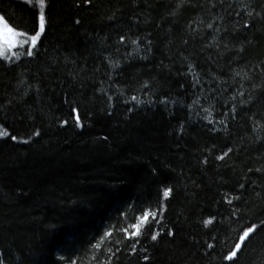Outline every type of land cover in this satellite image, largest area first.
I'll return each mask as SVG.
<instances>
[{
    "label": "trees",
    "instance_id": "1",
    "mask_svg": "<svg viewBox=\"0 0 264 264\" xmlns=\"http://www.w3.org/2000/svg\"><path fill=\"white\" fill-rule=\"evenodd\" d=\"M212 2L45 0L0 57V264H264V0Z\"/></svg>",
    "mask_w": 264,
    "mask_h": 264
},
{
    "label": "snow or ice",
    "instance_id": "2",
    "mask_svg": "<svg viewBox=\"0 0 264 264\" xmlns=\"http://www.w3.org/2000/svg\"><path fill=\"white\" fill-rule=\"evenodd\" d=\"M85 2L90 4L91 0H85ZM185 2L191 3V0H179V3L177 4V8L182 7ZM25 3L31 4L32 0H25ZM219 3L223 4L224 0H219ZM38 4H39V9H40L39 14H38V26H37V28H35L33 30L32 33H29L25 30H19L18 25L10 24L6 20V18H5L6 14H0V56H4L6 52H10L12 56L17 57V53L15 51L16 49H25L26 55L28 57L33 56V50L36 49L38 42L41 41V37L46 31V17H45V12H44L45 0H38ZM215 6H216V2H215V0H213V2L211 3V7H215ZM248 14L252 15L251 12H249ZM257 15H260V14L257 13ZM110 19H111V17H110ZM220 19H222V17ZM262 19H264V17H262ZM214 22L215 21H213V23ZM76 23H79V21H76ZM213 23H208L207 27L211 29L213 27ZM253 26L254 25L249 24L247 21L243 25L244 28H250ZM217 31H219V28H217ZM225 31H226V29H225ZM124 39H125V37L121 36L120 42L123 43ZM133 43H136V41H133ZM149 43H151V42L149 41ZM185 43H187V41H185ZM225 47L227 48V44H225ZM17 58H19V57H17ZM237 75H239V73H237ZM248 79H250V77H248ZM145 87H147V84H145ZM241 87H243V85H241ZM252 87H253V89H255L256 87H259V86L253 84ZM36 91H37V93H39L38 87L36 88ZM27 94H28L27 92L24 93V95H27ZM238 94L240 96L244 95L243 92H239ZM232 99L235 100L236 96L234 95L232 97ZM132 100L136 101L137 98L135 96H133ZM137 103H139V101H137ZM0 110H2V109H0ZM205 111H207V109H205ZM231 111L233 113H235L236 112L235 107H233L231 109ZM72 112L74 113V118H75L77 125H80V118H79V114H78L77 109L73 108ZM63 123L66 125L67 121H64ZM80 126L82 127V125H80ZM35 134H36V136L40 135L39 132H36ZM7 135H8V133L6 131L0 130V136H7ZM11 139L13 141H16L17 137L15 135H13L11 137ZM22 142L28 143L29 141L24 140ZM229 151H231V149H229ZM225 155H227V152L225 153ZM223 158H224L223 156L218 157V159H221V160ZM257 171H259V169H257ZM243 187H244V185H241V188H243ZM171 192H172L171 188H166L163 192L164 197L167 198L171 194ZM236 199H239V197H236ZM231 202H232L231 200L228 201L229 204H231ZM139 219L141 220L142 223L147 225L150 219L151 220L156 219V213L144 211L143 215L141 217H139ZM205 223L211 224L212 221L208 220ZM130 227L133 229V231L130 234H128V238L129 239L139 238L142 234L141 229H140V225L133 223L130 225ZM123 231L126 234L128 233L127 228L123 229ZM256 231H257V228L255 226H250L246 230H244L243 234L239 237V242L235 244L234 249L230 250L226 254L225 259H227L230 262L234 261L235 259H238V253H240L242 247L245 246V242L248 241L249 238ZM107 235L112 236V233L108 232ZM151 239L155 241L157 239V235L156 234L151 235ZM96 247L98 248L99 245H96ZM208 247L211 248L212 245H208ZM72 264H75V261H73Z\"/></svg>",
    "mask_w": 264,
    "mask_h": 264
},
{
    "label": "rangeland",
    "instance_id": "3",
    "mask_svg": "<svg viewBox=\"0 0 264 264\" xmlns=\"http://www.w3.org/2000/svg\"><path fill=\"white\" fill-rule=\"evenodd\" d=\"M7 55H11V53L10 52H6L4 56H7ZM0 57H2V56H0Z\"/></svg>",
    "mask_w": 264,
    "mask_h": 264
},
{
    "label": "water",
    "instance_id": "4",
    "mask_svg": "<svg viewBox=\"0 0 264 264\" xmlns=\"http://www.w3.org/2000/svg\"><path fill=\"white\" fill-rule=\"evenodd\" d=\"M246 243V242H245Z\"/></svg>",
    "mask_w": 264,
    "mask_h": 264
}]
</instances>
